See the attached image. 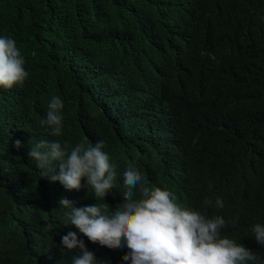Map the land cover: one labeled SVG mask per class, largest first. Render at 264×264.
<instances>
[{"label": "trees", "instance_id": "16d2710c", "mask_svg": "<svg viewBox=\"0 0 264 264\" xmlns=\"http://www.w3.org/2000/svg\"><path fill=\"white\" fill-rule=\"evenodd\" d=\"M1 24L29 76L0 87V264H72L79 249L62 247L68 231L97 264H129L126 247L64 225L60 190L28 156L37 138L126 142L117 168L131 164L148 178L152 164V185L209 216L238 218L222 234L264 257L251 231L264 225V0H0ZM52 96L64 103L59 137L41 124ZM150 139L170 158L141 156ZM73 197L77 207L103 202L86 187Z\"/></svg>", "mask_w": 264, "mask_h": 264}, {"label": "clouds", "instance_id": "9594fccd", "mask_svg": "<svg viewBox=\"0 0 264 264\" xmlns=\"http://www.w3.org/2000/svg\"><path fill=\"white\" fill-rule=\"evenodd\" d=\"M0 28L5 27L1 24ZM3 36L0 32V87L23 86L29 76L24 67L25 56L13 37ZM63 108L62 99L52 96L46 118L41 120L53 137L62 134ZM31 145L28 156L37 162L43 181L60 190L57 197H61L59 208L65 209L64 225L74 226L100 246L126 247L128 252L122 259L129 264H264V257L222 234L229 225L235 227L238 218L226 221L221 215L209 216L180 203L174 192L151 184L150 179H157V169L152 164L147 169L148 178L131 164L117 168L114 162L127 157L126 142L113 144L104 137H90L71 146L37 138ZM13 147L19 150L23 144L17 139ZM139 147L141 156L158 150L162 158H170L164 155L165 143L150 139ZM82 187L90 188L95 200L103 202L77 207L73 194ZM24 188L26 197L30 182L26 181ZM108 193L116 199L106 202ZM204 204L211 205L212 201L206 199ZM215 206L222 209L223 200L216 198ZM47 229L52 231L54 226L48 224ZM251 231L255 242L264 246V225L256 223ZM61 245L69 251L79 249L72 264L98 262L76 232L63 235Z\"/></svg>", "mask_w": 264, "mask_h": 264}]
</instances>
